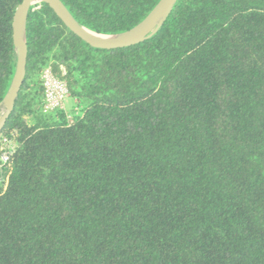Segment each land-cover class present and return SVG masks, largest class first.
I'll list each match as a JSON object with an SVG mask.
<instances>
[{
	"label": "trees",
	"instance_id": "trees-1",
	"mask_svg": "<svg viewBox=\"0 0 264 264\" xmlns=\"http://www.w3.org/2000/svg\"><path fill=\"white\" fill-rule=\"evenodd\" d=\"M61 1L118 36L161 0ZM22 2L0 0V106ZM26 39L0 133V264H264V0H179L153 38L113 50L41 3ZM48 66L72 115L43 112Z\"/></svg>",
	"mask_w": 264,
	"mask_h": 264
},
{
	"label": "water",
	"instance_id": "water-1",
	"mask_svg": "<svg viewBox=\"0 0 264 264\" xmlns=\"http://www.w3.org/2000/svg\"><path fill=\"white\" fill-rule=\"evenodd\" d=\"M178 1L161 0L147 18L132 30L118 36H103L79 24L61 0H41L37 4L34 0H23L16 10L13 21L16 70L8 93L0 106V133L14 112L19 94L26 82L29 53L26 30L29 13L34 6L41 3L48 4L65 26L86 44L96 50H113L129 48L153 38L169 19Z\"/></svg>",
	"mask_w": 264,
	"mask_h": 264
},
{
	"label": "built area",
	"instance_id": "built-area-1",
	"mask_svg": "<svg viewBox=\"0 0 264 264\" xmlns=\"http://www.w3.org/2000/svg\"><path fill=\"white\" fill-rule=\"evenodd\" d=\"M45 103L43 112L45 114L54 113L66 109V103L70 99V91L66 81L58 78L51 67H47L42 74ZM5 149L2 162L6 163L9 159L8 150L12 148L11 143L5 140Z\"/></svg>",
	"mask_w": 264,
	"mask_h": 264
},
{
	"label": "rangeland",
	"instance_id": "rangeland-1",
	"mask_svg": "<svg viewBox=\"0 0 264 264\" xmlns=\"http://www.w3.org/2000/svg\"><path fill=\"white\" fill-rule=\"evenodd\" d=\"M75 105H76V101L73 100L72 98H70L67 103H66V112L69 114V115H72V113L74 112L75 110ZM76 111V110H75ZM2 115V113H1Z\"/></svg>",
	"mask_w": 264,
	"mask_h": 264
},
{
	"label": "bare ground",
	"instance_id": "bare-ground-1",
	"mask_svg": "<svg viewBox=\"0 0 264 264\" xmlns=\"http://www.w3.org/2000/svg\"><path fill=\"white\" fill-rule=\"evenodd\" d=\"M41 0H34V3L37 4L39 3ZM109 40V39H108Z\"/></svg>",
	"mask_w": 264,
	"mask_h": 264
}]
</instances>
